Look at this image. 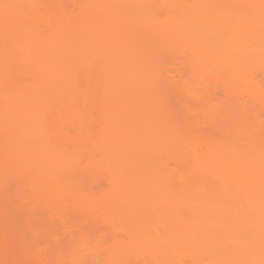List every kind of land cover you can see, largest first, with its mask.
<instances>
[{"label": "bare ground", "instance_id": "1", "mask_svg": "<svg viewBox=\"0 0 264 264\" xmlns=\"http://www.w3.org/2000/svg\"><path fill=\"white\" fill-rule=\"evenodd\" d=\"M0 264H264V0H0Z\"/></svg>", "mask_w": 264, "mask_h": 264}, {"label": "rangeland", "instance_id": "2", "mask_svg": "<svg viewBox=\"0 0 264 264\" xmlns=\"http://www.w3.org/2000/svg\"><path fill=\"white\" fill-rule=\"evenodd\" d=\"M104 190H106L105 187L102 188L95 187L92 191L96 194H100ZM68 223H69L68 228L62 227L59 223L57 225L59 233L61 234L58 236V238L60 240V244L63 247L65 246L68 247L67 242L69 241V239H71L74 242L73 245H79V247L88 246L87 254L89 253L98 254L101 250H104L105 248L108 247L109 238L104 243H101L100 239L94 240L91 230L88 228V226H85V224L83 223L80 217H76L72 213H69ZM80 238H82L81 242H79V244H76L80 240ZM43 242L45 245L49 241H47L46 237H44Z\"/></svg>", "mask_w": 264, "mask_h": 264}]
</instances>
